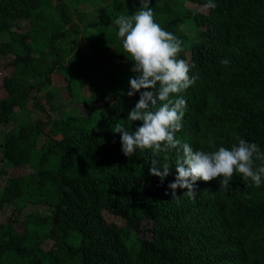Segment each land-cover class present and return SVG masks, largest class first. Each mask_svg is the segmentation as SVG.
Returning <instances> with one entry per match:
<instances>
[{
  "label": "trees",
  "instance_id": "trees-1",
  "mask_svg": "<svg viewBox=\"0 0 264 264\" xmlns=\"http://www.w3.org/2000/svg\"><path fill=\"white\" fill-rule=\"evenodd\" d=\"M212 2L207 12L189 5L208 0L150 3L156 22L183 41L179 58L197 77L182 93L187 110L176 136L194 151L230 148L240 137L264 152V0ZM140 7L139 0H0V58L12 57L15 68L4 80L9 95L0 99V129L15 126L0 145V213L12 215L0 225V264H264V181L255 187L237 174L228 191L218 180L198 181L195 200L186 189L172 199L175 150L156 157L169 163L163 183L149 175L151 150L129 157L121 150L114 126L130 124L140 93L127 95L133 64L115 20ZM23 21L32 25L28 33L20 31ZM90 30L87 43L73 42ZM99 52L105 64L90 55ZM55 73L73 101L88 88L90 109L98 103L103 111L66 113L54 101ZM30 104L48 114L46 122H20ZM29 166L31 174L8 176ZM27 204L52 212L28 218L20 233L15 226ZM106 212L124 224L108 221ZM45 240L54 243L50 250Z\"/></svg>",
  "mask_w": 264,
  "mask_h": 264
},
{
  "label": "clouds",
  "instance_id": "clouds-1",
  "mask_svg": "<svg viewBox=\"0 0 264 264\" xmlns=\"http://www.w3.org/2000/svg\"><path fill=\"white\" fill-rule=\"evenodd\" d=\"M141 7L129 16L120 15L115 20L123 50L131 58L133 77L129 80V97L140 93L139 100L130 111L128 126L117 123L114 134H119L121 150L126 157L137 150H151L153 159L149 175L161 183L170 174L169 163L160 165L156 158L160 153L175 150V179L168 187L172 199H178L177 189H186L183 195L191 200L197 196V182L219 181V188L230 190V182L239 174L244 181L260 187L264 181V152L256 143L237 137L230 148L221 146L213 152L194 151L188 143H182L176 134L182 129V119L187 110L183 98L196 78L190 76L194 65L179 58L184 51L183 41L164 30L154 17L151 0H139ZM208 0L207 8H215ZM229 61H221L227 64ZM141 126L132 130L134 122ZM131 128V130H130ZM167 160V156H165ZM256 161L260 165L256 166ZM166 195L168 193H165Z\"/></svg>",
  "mask_w": 264,
  "mask_h": 264
},
{
  "label": "rangeland",
  "instance_id": "rangeland-1",
  "mask_svg": "<svg viewBox=\"0 0 264 264\" xmlns=\"http://www.w3.org/2000/svg\"><path fill=\"white\" fill-rule=\"evenodd\" d=\"M191 8H197L199 11L202 12H207L208 8L207 7H196L194 5H189ZM83 8H85V6H82ZM32 28L31 23H29L28 21H23L21 23V30L25 33H28ZM94 31L90 30L88 31V33H85V38L86 40H83L82 35L80 37H74L73 38V42L77 45H82L83 43H87V39L91 36L94 35ZM91 56H95L98 59V64H105L108 59L105 58L104 54L99 52V53H91ZM12 57H2L0 58V81H1V85H0V99H5L8 97V91L7 88L5 87V83L4 80L7 77H12L15 71V68L10 66V62H11ZM52 58L48 59V62H51ZM52 80H53V86L58 90V94L59 97L56 98L54 101L57 103H60L63 105V110L68 113V114H81V115H87L90 111L94 110L96 113H101L103 111V106L101 104H96L93 108L91 107L90 109V104H89V99L90 98V91L88 88H85L83 90V96H85V98L83 100H80L79 102H75L72 100L71 94L68 91V84L65 80V77L61 74L55 73L52 75ZM32 82L34 81V78L31 79ZM38 81L40 79H37ZM36 80V81H37ZM39 95H41L39 93ZM42 104L44 105V107L49 110L48 113H51V117L55 118L58 117V112L57 111H52L51 105L47 103V100H43ZM94 105V104H93ZM19 116H20V122L22 121H26L27 123H31V122H35V121H43L46 122L47 121V113H44V111L40 108L35 107V104L33 106V104H30L28 109L24 112V111H19ZM15 126L11 124V126L9 128H7L6 130L0 129V145L2 143H4L6 141V139L9 137V132H11L13 130ZM41 141H44V137L41 138ZM2 153L0 152V165H1V161H2ZM33 172V169L29 166L28 168L24 169V170H19L16 168H11L8 170V176L10 178H18L21 176H26L28 174H31ZM1 182L2 180L0 179V189H1ZM5 183V182H4ZM19 202V201H17ZM16 202V204H17ZM52 212V209L50 207L47 206H42V205H30L27 204L25 206V208L23 209V212L20 216H18V222L16 224V230L20 233H24L25 232V221L28 218H35V216L40 215V216H48L50 215ZM9 217H12L10 212L7 211H2L0 213V225L6 226L8 225V220ZM105 217L107 218L108 221L112 222H116L118 224H124V221L122 219H116L114 218L111 214H109L108 212L105 213ZM141 237L143 238H148L150 237V235L148 234H143L141 235ZM54 243L51 240H45L44 242V249L46 250H50L53 247Z\"/></svg>",
  "mask_w": 264,
  "mask_h": 264
}]
</instances>
